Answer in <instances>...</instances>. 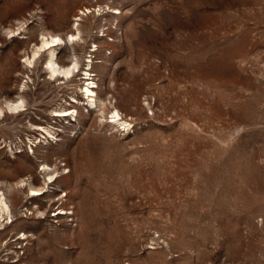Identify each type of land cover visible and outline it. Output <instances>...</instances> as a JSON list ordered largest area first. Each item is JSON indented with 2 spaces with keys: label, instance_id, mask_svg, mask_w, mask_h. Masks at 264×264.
<instances>
[{
  "label": "rangeland",
  "instance_id": "1",
  "mask_svg": "<svg viewBox=\"0 0 264 264\" xmlns=\"http://www.w3.org/2000/svg\"><path fill=\"white\" fill-rule=\"evenodd\" d=\"M7 100L0 264H264V0H0Z\"/></svg>",
  "mask_w": 264,
  "mask_h": 264
},
{
  "label": "bare ground",
  "instance_id": "2",
  "mask_svg": "<svg viewBox=\"0 0 264 264\" xmlns=\"http://www.w3.org/2000/svg\"><path fill=\"white\" fill-rule=\"evenodd\" d=\"M75 35L76 34H74V33L69 34L68 40L69 41L73 40L75 38ZM64 41H66V38L64 39L60 35H51V36L49 35V37L43 36L42 44H41L40 48L36 51V53L34 52L35 53L34 55L37 56L38 52L41 50H46V49H50L54 46L61 45ZM55 58H56V52L53 49L51 54H50V57L47 61V65H46V68L49 70V73L51 74V76L55 79H59L60 77H62L63 79L66 78L68 80H72L76 76V69H78V65L75 63L73 65L68 64L66 67H63L57 62V58L56 59ZM93 88H94V86L92 85L90 87H87V89H86L87 93L89 94V97L92 95L93 96L95 95V91ZM22 106H23V104L18 102V101L7 100L4 103L0 104V117H2V116L4 117V115L6 116L9 113L13 114V113L21 112L23 110ZM67 114H65V113L61 114L60 113V114H56V115L65 116ZM44 169H48V168L44 166ZM51 178H53V176L50 177V180H45V184L41 187H37V188L31 187L30 188L31 197L45 193L46 192L45 185L47 183H49V182L51 183L53 181V179H51ZM24 183H25L24 181H21V182L17 183V185L19 187H23L25 185ZM7 207L8 206L5 202V200L1 196L0 197V216H2V214H4L3 212Z\"/></svg>",
  "mask_w": 264,
  "mask_h": 264
}]
</instances>
